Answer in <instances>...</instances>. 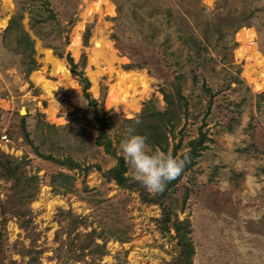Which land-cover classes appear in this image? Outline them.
I'll use <instances>...</instances> for the list:
<instances>
[{"label": "rangeland", "instance_id": "1", "mask_svg": "<svg viewBox=\"0 0 264 264\" xmlns=\"http://www.w3.org/2000/svg\"><path fill=\"white\" fill-rule=\"evenodd\" d=\"M47 7L57 21L37 27L39 36L31 18L48 16ZM19 13L40 65L27 77L13 50L14 34L4 35ZM150 22L157 28L154 38ZM66 27L68 43L60 32ZM46 45L70 53L76 63L85 58L97 105L88 104L66 60ZM131 63L144 68L126 70ZM177 75L190 105L170 151L181 140L178 159L201 127L212 139L168 201L179 220L191 223V262L264 264V0H0V151L26 160V170L39 180L29 205L33 231L21 229L16 219L8 222L6 264H29L30 256L21 255L29 249L40 252L41 264H169L177 256L174 230L164 234L160 228L161 208L103 176L117 159L96 144L95 118L108 121L115 143L123 119L138 116L146 102L164 110L160 89ZM47 137L53 143L43 142ZM115 147L127 160L128 176L157 182L144 159L148 145L133 138ZM45 155L71 157L80 167ZM61 173L70 176L65 185ZM9 187L0 180L2 200ZM70 214L84 222L71 234ZM87 233L97 235L105 255L93 246L81 251Z\"/></svg>", "mask_w": 264, "mask_h": 264}, {"label": "trees", "instance_id": "2", "mask_svg": "<svg viewBox=\"0 0 264 264\" xmlns=\"http://www.w3.org/2000/svg\"><path fill=\"white\" fill-rule=\"evenodd\" d=\"M48 6V1H45ZM48 16L32 17L30 26L33 30H36V34L40 36L41 25L45 24V21L55 20L57 17L53 10L47 7ZM23 15L21 13L13 16L9 22L7 29L5 30V38L8 35L14 34L15 47L13 50L21 54L23 59V65L25 67V75L35 71L40 67L34 58V41L27 31L24 30L22 25ZM76 22L73 17L68 26H72ZM171 23V20H168ZM151 30V38L155 37L156 26L153 23H149ZM61 33H67L65 43H68L70 32L69 27L65 28V31ZM90 38L89 28L84 34V42L88 43ZM190 39V38H189ZM191 41V39H190ZM46 47L53 49L54 55L60 59H65L71 74L77 80L82 88L83 97L88 101V104L95 106L98 104V100L94 99L90 93L91 82L85 74V58L80 63H76L70 53H64V51L56 50L54 46L46 45ZM202 48L200 44L198 50ZM126 70L143 69L142 64H128L125 65ZM182 75H177L170 83L169 88L161 87L160 93L163 95L165 102L164 110H158L152 105V101L146 102L142 108V111L138 116L131 119H123L121 125V131L117 136V143L124 141H130L133 138H138L141 142L150 147V151L145 154L144 159L148 163L151 171L155 173L157 182L153 183L149 179L141 180L133 178L127 175L128 164L125 157L117 155V148L115 143L110 137L107 130L109 123L99 114H96L97 124V137L96 144L103 147L104 151L108 155H112L117 159V164L111 169L103 172V176L109 180L114 181L118 186L131 192L138 193L142 201L149 204L158 205L162 210V219L160 221V228L164 234L170 233L174 230V239L177 242V256L169 264H192L191 259L194 255V247L191 243L189 234L191 232V223L189 219L179 220L174 209L169 205L168 201L171 199V193L177 190V183L181 179L182 175L190 171L196 159L208 148V144L212 142V139L208 136L207 132L203 131V127L199 129L198 136L189 140L186 144L185 151L182 152L178 159L176 158L178 152L183 148L182 141L180 140L177 145H174L173 150L170 151V138L175 137V131L182 122V115L187 113L189 109V100L183 95L182 88ZM237 80V79H236ZM208 89H206L207 91ZM210 111V105L207 107V112ZM49 129L53 128V125H47ZM204 126V125H203ZM26 138L29 140V134L24 130ZM49 140L53 143L50 137L43 139V142ZM31 142V140H29ZM32 144V143H31ZM159 151L163 156H159ZM40 155V153H38ZM45 159L52 160L60 165L66 166L70 169L79 168L80 165L75 163L71 157H67L63 161L58 160L52 155H45ZM27 161L24 159L15 158L9 154L0 151V180L10 184L9 191L6 200L0 198V264H6L7 254L5 251V243L7 241V225L11 219H16L20 228L28 231H33V221L31 218L29 205L33 202L39 192V180L37 176L30 175L26 170ZM65 185L64 180L70 178L69 175L60 174ZM73 179V178H71ZM73 186L72 182H69L68 190ZM188 194L185 193L182 200L183 204L186 201ZM72 218L71 234L78 224H83L82 219L75 215H69ZM171 224V228H170ZM81 235L78 234L77 237ZM84 236L86 245L80 247L81 251L89 249L93 246V250L97 248L103 255L106 254L105 246L95 243L94 238L97 236L95 233H87ZM69 251H72L68 248ZM67 249V250H68ZM96 252V251H95ZM39 253L32 249L26 251L22 250V254L30 256L29 264H41L39 261ZM94 253V251H92ZM75 258V257H74ZM77 260V259H76ZM12 264H18L16 261H12Z\"/></svg>", "mask_w": 264, "mask_h": 264}, {"label": "bare ground", "instance_id": "3", "mask_svg": "<svg viewBox=\"0 0 264 264\" xmlns=\"http://www.w3.org/2000/svg\"><path fill=\"white\" fill-rule=\"evenodd\" d=\"M248 33V32H247ZM254 33V32H253ZM253 33L251 34V33H249L248 34V38H250V41H252V37H253ZM238 54H239V56L240 57H243V50H241V48L238 50ZM261 55V54H260ZM253 82H254V84L256 85V87H257V89L258 90H261L262 88H263V84H261V83H259L258 81H256V80H253ZM252 82V83H253ZM48 87V86H47ZM46 87V88H47ZM23 113H25V111H23Z\"/></svg>", "mask_w": 264, "mask_h": 264}, {"label": "built area", "instance_id": "4", "mask_svg": "<svg viewBox=\"0 0 264 264\" xmlns=\"http://www.w3.org/2000/svg\"><path fill=\"white\" fill-rule=\"evenodd\" d=\"M1 140L4 141V142H6V143L9 142V138H8L7 135H3V136L1 137Z\"/></svg>", "mask_w": 264, "mask_h": 264}, {"label": "water", "instance_id": "5", "mask_svg": "<svg viewBox=\"0 0 264 264\" xmlns=\"http://www.w3.org/2000/svg\"><path fill=\"white\" fill-rule=\"evenodd\" d=\"M23 111H21V114H22Z\"/></svg>", "mask_w": 264, "mask_h": 264}]
</instances>
